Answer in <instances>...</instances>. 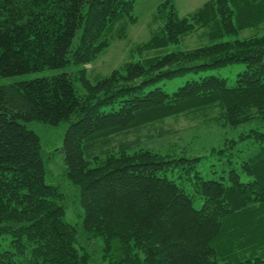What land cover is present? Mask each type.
I'll return each instance as SVG.
<instances>
[{"label": "trees", "instance_id": "16d2710c", "mask_svg": "<svg viewBox=\"0 0 264 264\" xmlns=\"http://www.w3.org/2000/svg\"><path fill=\"white\" fill-rule=\"evenodd\" d=\"M136 2L0 0V76L95 61L115 24L135 20ZM245 5L212 0L195 17L206 12L234 33L245 27L235 7ZM164 10L175 43L194 24L172 0ZM237 63L244 68L232 84L216 74L173 92L159 84ZM82 75V94L66 72L0 85V235L12 236L0 264H264V132L242 135L256 137L258 151L218 178L199 170L202 156L140 147L176 132L155 126L170 116L202 126L264 122V34L130 61L95 82ZM35 121L66 126L59 184L48 181L41 137L28 126ZM235 143L212 153L232 162ZM241 171L251 179L242 181ZM69 206L77 222L67 219Z\"/></svg>", "mask_w": 264, "mask_h": 264}, {"label": "rangeland", "instance_id": "374dc122", "mask_svg": "<svg viewBox=\"0 0 264 264\" xmlns=\"http://www.w3.org/2000/svg\"><path fill=\"white\" fill-rule=\"evenodd\" d=\"M165 1L168 2V0H137L132 13L135 20L131 21L129 17H125L115 24L108 34L109 46L100 53L95 61L86 65L69 64L15 76H0V85L33 78L50 77L66 72L72 75L77 92L82 94L86 91L82 81L83 71L87 78L95 82L99 78L110 74L114 69H123L130 61H150L170 52L183 54L216 41L244 39L264 34V18H259L264 13V0H244L245 7L239 9L235 7V13H237L235 22L237 25L242 23L245 27L234 33L225 30L222 23H220V18L212 15L208 16L206 12H200V16L195 17V14L212 0H172L178 16L187 18L194 24V27L189 32L179 36L177 42H168L164 30L166 10L159 11V6ZM155 40L161 41L159 46L153 45ZM243 68V63L220 68L209 67L197 73L188 72L182 76L162 80L159 84L163 85L169 92H173L188 79L199 78L208 74L225 77L229 84H232L237 77V73ZM191 118L193 117L178 115L164 119L163 124H156L155 126H164L167 129L173 127L176 132L165 137L143 140L140 147L165 153L172 152L178 156H202L198 168L206 178H218L224 172V169L228 171L232 166L239 169V162L242 158L254 155L258 151L259 146L255 142L256 137L247 136L242 138V135L246 134L251 128H259L260 131L264 132V122L259 119L232 127L229 125L223 126L220 123L202 126ZM28 126L41 137L48 181L59 184L60 178L58 176L63 172L64 161L57 148L63 145L66 126L63 123L50 125L41 121L28 123ZM144 134L148 135L147 131ZM125 138H127V135L123 134L116 139L124 140ZM229 140H236L231 150L234 154L232 162H229L226 156L221 157L220 154L212 153L214 147H223L227 145ZM240 175L242 181L251 179L243 171L240 172ZM194 205L198 208L201 207V200L195 201ZM79 217V212L74 210L72 206L67 208V219L69 221L77 222ZM11 241V234L4 233L0 235V250L8 249L11 246Z\"/></svg>", "mask_w": 264, "mask_h": 264}]
</instances>
